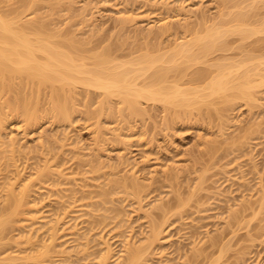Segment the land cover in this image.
Masks as SVG:
<instances>
[{"label": "rangeland", "instance_id": "rangeland-1", "mask_svg": "<svg viewBox=\"0 0 264 264\" xmlns=\"http://www.w3.org/2000/svg\"><path fill=\"white\" fill-rule=\"evenodd\" d=\"M0 11L20 12L23 21L41 23L44 34L72 41L88 67L89 56L107 50L120 71L139 69V56L168 57L175 44L218 28L223 34L218 49L187 69L188 76L225 64L229 78L240 74V82L247 73L251 81L245 85L250 97L211 106L219 111L212 116L193 106L189 114L169 118L159 104L141 100L145 113L123 121L112 99L110 116L100 119V139H94L95 117H86L100 98L92 89L76 90L69 121L57 123L42 114L28 136L18 129L19 121L8 123L14 147L27 151L19 161L22 170L28 165L23 176L43 163L54 173L55 183H34L39 212L47 222L64 207L75 212L69 210L71 216L60 222L70 231L57 235L56 251L49 249L54 264H101L106 247L103 264H124L129 247L145 243L152 223L161 226V234L141 264H264V0H0ZM163 27L168 32L160 35ZM231 64L235 67L228 68ZM95 156L97 172L89 164ZM132 176L143 188L140 199L130 194ZM101 191L109 195L99 206ZM2 196L0 191V202ZM160 203L164 212L156 209ZM43 224L36 221L32 233L21 230V237L31 239L12 229L11 236L21 238L17 243L6 234L0 264H46L40 251L50 237L49 224Z\"/></svg>", "mask_w": 264, "mask_h": 264}, {"label": "bare ground", "instance_id": "bare-ground-1", "mask_svg": "<svg viewBox=\"0 0 264 264\" xmlns=\"http://www.w3.org/2000/svg\"><path fill=\"white\" fill-rule=\"evenodd\" d=\"M236 20L238 22L239 18L234 21ZM167 30L166 27H163L159 30V34H166ZM215 30L207 29L204 37L195 38L194 42L185 41L175 44L172 53L168 57H165V55L151 57L147 54L143 57L139 56L135 61L137 65H141L139 69L120 71L119 64H115V61L113 64V60L109 61L107 50L98 56H89L92 66L88 67L85 62H81L85 57L78 54L81 52L74 46L72 41L67 44L54 34H44L41 23L23 21L20 12L0 11V191L5 193L0 202V244L12 229H16L17 234L22 229L24 231L25 227L29 230L27 232H31L32 229L30 231V228L35 229L37 226L34 225L35 227H33L36 221H40V224L43 221L44 224H49V242L54 247L52 248L50 243L45 245L47 247H44L43 244L41 248L44 249L40 251L42 259L41 257L38 258L41 260L47 259L46 264H54L48 255H50V252L54 253L52 250L56 251L57 245L55 246L54 242L58 239L57 235L64 234L68 229L66 227L62 228L60 222L66 215L70 217L71 215L68 214L72 210L69 207L62 208V210L53 214L54 219L49 222L39 212L38 206L41 201L34 196L36 192V189H33L34 183L35 181L42 182L43 179L44 182L55 183V180H53L54 173L51 171L49 163H43L42 166L31 169V173L34 170L33 174L29 173L28 177L23 176V171L28 168V165L23 164L24 170H22L19 161L21 158L26 160L27 151L20 152L14 147L17 140L11 138L9 133L6 132L8 123L19 121L18 129L23 131L24 136H28L41 120L42 114H49L52 120L57 123L69 121L70 115L74 113L73 100L76 90L79 88L87 90V93L90 89L100 92L97 108L93 112L86 111V117L91 115L95 117L96 124L94 125H97L95 126V131L97 130L95 134L97 135L94 134L96 136H94V139L101 138V131L98 129V127L101 128L100 119L103 116H110L112 99L117 100L119 115L123 121L132 117H140L145 113V109L141 107V100L150 102L152 105L159 104L165 116L170 114V117H167L171 118L173 116L174 119L180 113L189 114L193 106L197 107L198 113L207 111L206 113L209 116H212L213 112V114H217L219 111L215 109L216 107L213 109L211 106H218V104L226 106L236 99L246 98L249 95L245 91V85H249L251 81L248 80L247 73V76L243 73L241 83L238 80L240 74H237L236 77L235 75L232 76V78L235 77V80L237 78L236 83L225 72L223 67L225 64L218 65V70L215 72L207 69H194L188 76L187 69H191L196 63H201L204 58L218 49V46L215 47V45L223 37V34L218 31V28ZM193 49L196 50L193 51ZM181 56L184 61H182L183 68H180L178 63ZM128 63L132 64L130 61ZM211 66L213 64H209V67ZM227 67L233 68L235 66L231 64ZM255 75L259 76L260 74ZM141 77L145 78L142 84L139 85L137 81ZM183 86L189 87L182 89ZM228 92L229 94H227ZM86 97L89 98L88 95ZM106 108H109L108 113L105 112ZM99 134L100 136H98ZM97 140L96 142H98ZM41 145L42 143L39 142V146ZM95 150L97 149L95 148ZM94 159H96V156ZM121 160L124 161L125 159ZM89 164H91V167L89 165L91 171L97 172L99 170L96 167L97 159ZM56 172L57 174L60 173ZM168 176L171 180L175 178L173 173L168 174ZM132 178L134 177L132 176ZM113 183L125 187L123 181L115 180ZM129 187L130 194L140 199L143 191L141 184L134 178L131 180ZM43 188L46 189L47 187ZM99 195L102 198L99 206L106 204L109 192L101 191ZM176 196V199H178L177 205L179 207L183 206L184 203L181 202L179 195ZM165 208H167L165 203L156 206V209L161 212H164ZM38 213L42 214L43 217ZM73 213H75L74 210L71 211L72 215ZM11 225L14 226L8 229ZM58 226L61 228L59 229ZM160 227L158 223L150 225L149 235L145 239V243L140 246H130L124 264L142 263L143 254L153 248L159 241ZM5 230L9 232L6 233ZM22 231L18 234L20 237ZM11 235L6 238L13 240L15 235ZM25 236L30 238L29 235L24 234L21 238L23 239ZM17 237V239L14 237V241L21 239L19 236ZM29 238H26L27 242L31 239ZM16 241L14 243H17ZM8 242L6 243L10 244ZM109 252V248L106 247L105 253L100 258L101 264L108 260ZM10 259L14 260L15 258ZM6 261H9L8 258Z\"/></svg>", "mask_w": 264, "mask_h": 264}]
</instances>
